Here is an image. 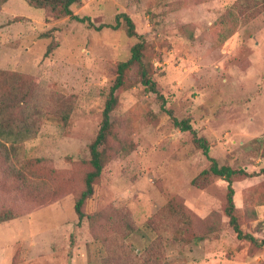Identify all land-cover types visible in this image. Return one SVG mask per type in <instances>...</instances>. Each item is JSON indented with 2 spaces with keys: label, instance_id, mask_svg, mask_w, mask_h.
Masks as SVG:
<instances>
[{
  "label": "rangeland",
  "instance_id": "374dc122",
  "mask_svg": "<svg viewBox=\"0 0 264 264\" xmlns=\"http://www.w3.org/2000/svg\"><path fill=\"white\" fill-rule=\"evenodd\" d=\"M49 8L11 0L5 10L16 17L0 19V213L12 217L0 224V264H263L264 0L69 6L96 27L130 18L163 109L187 121L218 166L250 175L232 180V201L255 243L236 239L226 183L200 174L209 162L136 66L115 92L104 164L77 223L88 146L137 40L123 23L97 31ZM8 129L29 136L9 143Z\"/></svg>",
  "mask_w": 264,
  "mask_h": 264
},
{
  "label": "trees",
  "instance_id": "16d2710c",
  "mask_svg": "<svg viewBox=\"0 0 264 264\" xmlns=\"http://www.w3.org/2000/svg\"><path fill=\"white\" fill-rule=\"evenodd\" d=\"M29 7L33 9L43 10L47 6H51L53 10L56 12L58 19L67 17L68 19L75 21L77 23H85L87 28H91L94 30L111 29L116 30L121 23H123L125 27V35L128 38H135L137 41L129 48V56L123 61L119 62L116 65V75L115 78L108 90L107 98L103 103V107L101 110V120L97 130V133L92 140V142L88 146L89 152V165L91 169L85 174L83 180V190L80 192L79 196L75 199L73 204V211L77 217V223L81 221L83 218L82 206L85 200H87L93 193L92 185L94 181L98 178L100 171L104 164V157L102 154V147L106 143L107 136L110 132V121L109 114L113 111L117 98L115 92L123 85L124 82V74L127 69L131 66H136L137 73L139 76V82L141 85L148 90L150 93L155 94L156 98L161 101V110L165 112V114L170 118L172 125L178 128L181 131H188L192 136V142L196 145V147L201 151V154L206 158L209 162V167L207 170L201 171L200 174H211L222 179L226 183V192H225V207H224V215L228 220V225L235 234L236 239L238 240H248L251 243H255V240L247 234H243L239 228L236 217L233 214L234 205L232 201L233 190L231 187L232 180L238 177H248L250 176L246 172L242 170H233L229 167L218 166L216 162L208 156V147L206 142L202 138H197L194 131L191 129L190 125L186 120H176L169 111H165L163 109V98L159 95L155 88V83L149 77L147 70L145 69L144 64L142 63V54L144 49V43L142 38L136 35L133 27V23L130 18L123 13L115 15L112 24H101L97 27L94 26L87 17H78L73 15L69 6L77 3L79 0H23ZM49 8V9H52ZM46 12V11H45ZM51 48H47L45 50V54L50 52ZM18 131L15 133L12 130L8 129L7 140L9 143H13L17 140H23L28 138L29 135L22 136ZM28 134L26 130L23 131ZM17 134V135H16ZM0 137H2L0 133ZM9 137L13 139H9ZM261 173L264 174V169H261ZM0 213V224L4 222H8L12 220L11 216H1ZM5 214V213H4ZM6 215V214H5ZM264 264V263H263Z\"/></svg>",
  "mask_w": 264,
  "mask_h": 264
},
{
  "label": "crops",
  "instance_id": "0c3cea01",
  "mask_svg": "<svg viewBox=\"0 0 264 264\" xmlns=\"http://www.w3.org/2000/svg\"><path fill=\"white\" fill-rule=\"evenodd\" d=\"M9 2H11V0H9L8 2H6L5 4H3L1 6V8H0V19L2 17H3V19L4 18H14V17H16V15H14L12 12H8V11L5 10L6 6L9 4ZM26 35H28V34H26Z\"/></svg>",
  "mask_w": 264,
  "mask_h": 264
}]
</instances>
